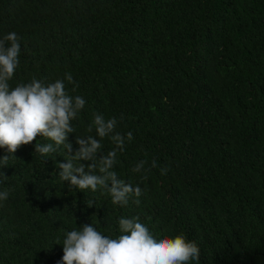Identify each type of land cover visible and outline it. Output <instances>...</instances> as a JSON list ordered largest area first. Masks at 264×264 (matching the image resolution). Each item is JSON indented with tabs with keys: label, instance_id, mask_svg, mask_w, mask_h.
<instances>
[{
	"label": "trees",
	"instance_id": "1",
	"mask_svg": "<svg viewBox=\"0 0 264 264\" xmlns=\"http://www.w3.org/2000/svg\"><path fill=\"white\" fill-rule=\"evenodd\" d=\"M10 32L21 45L10 88L71 73L79 86L66 90L86 104L70 153L40 155L35 144L54 145L43 137L0 148V264H61L66 232L117 238L135 216L156 238L194 241L200 264H264V0H0V37ZM94 113L123 114L117 131L133 133L114 168L142 189L126 206L59 178Z\"/></svg>",
	"mask_w": 264,
	"mask_h": 264
},
{
	"label": "clouds",
	"instance_id": "2",
	"mask_svg": "<svg viewBox=\"0 0 264 264\" xmlns=\"http://www.w3.org/2000/svg\"><path fill=\"white\" fill-rule=\"evenodd\" d=\"M19 39L15 32L0 37V148L9 155L14 154L22 146L43 137L54 142L55 146L53 143L35 144V152L40 155L49 156L61 146L70 153L72 146L67 142L68 136L76 132L72 121L78 118L86 100L79 95H70L66 90L65 81L73 85L71 92L79 86L71 73H65L62 80L48 84L33 77L30 82L10 88L9 81L20 63ZM123 119L121 114L119 121ZM119 121L115 117L105 119L102 114L94 113L87 128L90 134L86 138L76 136L78 151L69 155L67 163H59L58 167L61 169L60 180L68 181L71 187L80 191L106 190L113 205L126 206L131 197L142 195V189L138 184L133 186L118 178L114 171L118 164V152L124 151L126 141L133 140L131 131L126 134L117 131ZM93 131L99 139L92 135ZM105 138L115 145L107 154L102 152ZM9 155L0 160L7 161ZM147 163L146 160L139 161L132 172L146 171ZM152 167H156L155 159L147 171ZM97 171L99 174H95ZM167 171V168H162L161 174ZM8 197L9 191H0V202ZM135 203L138 205L139 199ZM87 204L93 206L92 201ZM118 224L121 235L117 238L103 235L93 225H83L78 230L66 232L61 264H192L193 261L200 264L199 246L183 235L156 238L139 216L122 217Z\"/></svg>",
	"mask_w": 264,
	"mask_h": 264
}]
</instances>
